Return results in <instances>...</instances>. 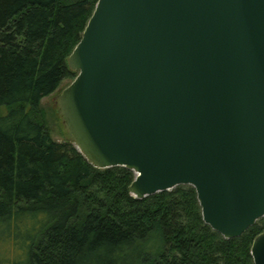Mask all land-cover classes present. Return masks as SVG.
<instances>
[{"label":"water","instance_id":"1","mask_svg":"<svg viewBox=\"0 0 264 264\" xmlns=\"http://www.w3.org/2000/svg\"><path fill=\"white\" fill-rule=\"evenodd\" d=\"M68 63L74 142L135 197L191 184L225 238L264 216V0H99Z\"/></svg>","mask_w":264,"mask_h":264},{"label":"trees","instance_id":"2","mask_svg":"<svg viewBox=\"0 0 264 264\" xmlns=\"http://www.w3.org/2000/svg\"><path fill=\"white\" fill-rule=\"evenodd\" d=\"M98 1L0 0V264H255L264 216L225 238L195 186L139 199L131 168L52 137L42 100L78 75L68 57Z\"/></svg>","mask_w":264,"mask_h":264},{"label":"rangeland","instance_id":"3","mask_svg":"<svg viewBox=\"0 0 264 264\" xmlns=\"http://www.w3.org/2000/svg\"><path fill=\"white\" fill-rule=\"evenodd\" d=\"M70 78L64 79L62 85L51 95L46 96L42 100L41 107L43 109V117L47 124L52 137L58 141L73 140L64 116L61 113L58 103V97L62 91L72 82ZM10 107L7 105L0 106V116L9 112Z\"/></svg>","mask_w":264,"mask_h":264}]
</instances>
